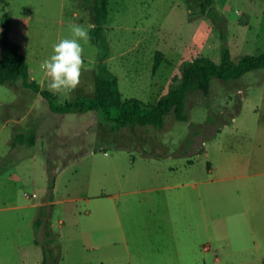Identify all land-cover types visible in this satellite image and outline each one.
Returning <instances> with one entry per match:
<instances>
[{"label": "rangeland", "instance_id": "obj_1", "mask_svg": "<svg viewBox=\"0 0 264 264\" xmlns=\"http://www.w3.org/2000/svg\"><path fill=\"white\" fill-rule=\"evenodd\" d=\"M94 3L0 0V55L8 11L30 80L47 88L40 63L70 23L90 34ZM214 5L234 60L264 52V0ZM109 11L107 62L124 97L155 103L190 45L221 59L219 29L197 0H110ZM83 49L79 85L59 102L94 94L99 48L90 38ZM186 114L116 128L95 110L54 112L21 79L0 84V264H42V246L58 264H264V69L213 77ZM17 131H35L36 143L15 146Z\"/></svg>", "mask_w": 264, "mask_h": 264}, {"label": "trees", "instance_id": "obj_2", "mask_svg": "<svg viewBox=\"0 0 264 264\" xmlns=\"http://www.w3.org/2000/svg\"><path fill=\"white\" fill-rule=\"evenodd\" d=\"M6 2V0H1ZM201 10L216 23L222 41L221 59L218 61L204 55L196 45L186 49L185 56L180 63V74H174L167 91L155 102L150 103L139 97H124L120 88L119 76L109 67L107 59L111 44L108 39L107 21L110 14V0H95V22L90 30L91 40L98 46V63L95 91L91 97H79L76 100L59 102L57 96L44 88L39 82L30 80V64L21 52L20 44L10 35L11 16L8 11L2 15V38L0 55V84L12 83L19 79L23 85L40 93L49 100L51 109L56 113L98 111L103 118L112 122L116 128L129 125L152 126L162 128L166 124V117L175 113L178 120H187V101L194 91H207L212 78L224 80L236 79L249 71L264 69V52L259 54L245 53L234 60L228 40V20L214 5L215 0H197ZM8 3V2H7ZM220 22L224 26H220ZM162 52H159L154 68L157 69L162 61ZM35 131H17L13 137V144L33 145L36 143ZM49 188L51 194L55 188L56 173L49 169ZM41 219L36 225L42 224ZM51 238L56 234L47 230ZM55 234V235H54ZM42 264H58L49 247L42 246Z\"/></svg>", "mask_w": 264, "mask_h": 264}, {"label": "clouds", "instance_id": "obj_3", "mask_svg": "<svg viewBox=\"0 0 264 264\" xmlns=\"http://www.w3.org/2000/svg\"><path fill=\"white\" fill-rule=\"evenodd\" d=\"M68 31L70 35L53 43L52 54L39 65L47 77V89L58 95L61 101L68 99L79 85L83 45L90 41L89 29L82 24L70 23Z\"/></svg>", "mask_w": 264, "mask_h": 264}, {"label": "built area", "instance_id": "obj_4", "mask_svg": "<svg viewBox=\"0 0 264 264\" xmlns=\"http://www.w3.org/2000/svg\"><path fill=\"white\" fill-rule=\"evenodd\" d=\"M33 197H35V196H37V194L36 193H33V195H32ZM206 249H208L209 247L208 246H206L205 247Z\"/></svg>", "mask_w": 264, "mask_h": 264}, {"label": "crops", "instance_id": "obj_5", "mask_svg": "<svg viewBox=\"0 0 264 264\" xmlns=\"http://www.w3.org/2000/svg\"><path fill=\"white\" fill-rule=\"evenodd\" d=\"M209 167H211L210 163H209ZM231 177V176H230ZM229 178V177H228Z\"/></svg>", "mask_w": 264, "mask_h": 264}]
</instances>
